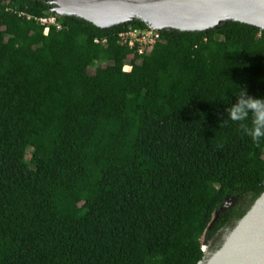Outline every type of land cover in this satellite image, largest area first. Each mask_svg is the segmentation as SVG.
<instances>
[{
    "label": "trees",
    "instance_id": "16d2710c",
    "mask_svg": "<svg viewBox=\"0 0 264 264\" xmlns=\"http://www.w3.org/2000/svg\"><path fill=\"white\" fill-rule=\"evenodd\" d=\"M53 6L0 0V264H196L264 190V139L225 112L264 97V29L158 30L139 54L118 34L143 21Z\"/></svg>",
    "mask_w": 264,
    "mask_h": 264
},
{
    "label": "water",
    "instance_id": "95a60500",
    "mask_svg": "<svg viewBox=\"0 0 264 264\" xmlns=\"http://www.w3.org/2000/svg\"><path fill=\"white\" fill-rule=\"evenodd\" d=\"M58 16L82 18L100 28L141 20L157 30L207 31L228 21L264 29V0H50ZM264 190L234 225L220 228L212 242H202L196 264H264ZM236 200L226 198L213 213L208 227ZM258 206H260L258 208ZM223 232L219 246L209 251ZM204 244V245H203Z\"/></svg>",
    "mask_w": 264,
    "mask_h": 264
},
{
    "label": "clouds",
    "instance_id": "9594fccd",
    "mask_svg": "<svg viewBox=\"0 0 264 264\" xmlns=\"http://www.w3.org/2000/svg\"><path fill=\"white\" fill-rule=\"evenodd\" d=\"M235 96V103L225 109L226 117L228 120L239 123L242 133L259 146L261 139H264V97L254 98L247 95L242 88ZM243 121L248 123H240Z\"/></svg>",
    "mask_w": 264,
    "mask_h": 264
},
{
    "label": "built area",
    "instance_id": "2783aa9c",
    "mask_svg": "<svg viewBox=\"0 0 264 264\" xmlns=\"http://www.w3.org/2000/svg\"><path fill=\"white\" fill-rule=\"evenodd\" d=\"M28 18V16H27ZM37 21H39L41 24H44V30L43 33L46 34L48 30V24H54L56 27H60L59 23L55 20L54 16L51 17H39L35 18ZM160 39V34L157 29H154L152 27L146 26L142 29H128L126 31H122L118 34V41L122 43H126L129 48L136 47V52L141 54L143 52V47L146 45H152L156 41ZM95 42H98V39H94ZM104 39H101V42H103ZM128 70L130 69L129 65ZM124 69V67H123ZM202 249V246H201Z\"/></svg>",
    "mask_w": 264,
    "mask_h": 264
},
{
    "label": "flooded vegetation",
    "instance_id": "af4514ba",
    "mask_svg": "<svg viewBox=\"0 0 264 264\" xmlns=\"http://www.w3.org/2000/svg\"><path fill=\"white\" fill-rule=\"evenodd\" d=\"M240 207H241V203L238 205V208H240ZM233 216L229 219V221L225 225H228L232 221ZM232 224H233V221H232L231 225ZM215 234L216 233H214L211 237H202V238L206 239L205 241H207V243L210 244L212 242V239H213ZM222 237H223V232L215 239V241H213L212 245L209 248V251L214 250L219 246V243L222 240Z\"/></svg>",
    "mask_w": 264,
    "mask_h": 264
},
{
    "label": "rangeland",
    "instance_id": "374dc122",
    "mask_svg": "<svg viewBox=\"0 0 264 264\" xmlns=\"http://www.w3.org/2000/svg\"><path fill=\"white\" fill-rule=\"evenodd\" d=\"M52 12V11H51ZM53 14H55L54 12H53ZM56 15V14H55ZM49 17H51V16H49ZM99 65H101V63H94L93 65H90V67H88V71L89 72H91L92 70H94L95 69V67H97V66H99ZM124 69L125 70H128V66H125L124 67ZM244 201L243 202H241V205L243 206L244 204ZM234 219H232V221H233ZM232 221L228 224V225H225V230L227 229V228H230V227H232L233 225H234V223L236 222V221H234V223L231 225V223H232ZM219 233H221V232H219ZM206 239H204V238H202V241H201V243L202 242H204V243H206V245L208 244L207 243V241H205ZM204 245V244H203Z\"/></svg>",
    "mask_w": 264,
    "mask_h": 264
},
{
    "label": "bare ground",
    "instance_id": "6f19581e",
    "mask_svg": "<svg viewBox=\"0 0 264 264\" xmlns=\"http://www.w3.org/2000/svg\"><path fill=\"white\" fill-rule=\"evenodd\" d=\"M263 200H264V193H263V195H262L260 205H261V203L263 202ZM259 207H260V206H258V208H259Z\"/></svg>",
    "mask_w": 264,
    "mask_h": 264
}]
</instances>
